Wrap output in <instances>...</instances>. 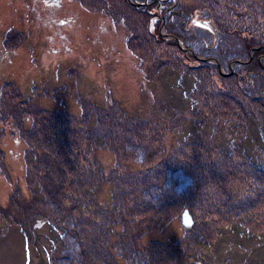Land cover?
I'll return each mask as SVG.
<instances>
[{
    "label": "rangeland",
    "instance_id": "1",
    "mask_svg": "<svg viewBox=\"0 0 264 264\" xmlns=\"http://www.w3.org/2000/svg\"><path fill=\"white\" fill-rule=\"evenodd\" d=\"M179 2L165 24L129 0H0V128L8 124L0 135V252L17 227L25 264L47 260L49 226L65 219L71 232L49 264H77L66 256L70 248L86 264L85 241L92 264H205L203 258L227 264L241 245L232 227H244L245 236L264 232V148L251 146L259 155L252 162L229 140L245 137L251 115L264 122V56L258 73L249 74L230 56L224 66L216 48L203 56L193 46L207 49L212 34L223 42L236 35L250 63L264 47V0ZM194 20L208 24L210 36ZM146 50L150 62L140 60ZM192 63L203 65L201 113L166 117L162 107L146 117L124 113L140 107L148 78ZM244 74L251 78L240 85L245 91L229 93ZM172 85L179 98L182 88ZM34 117L53 120V132H28L42 123L29 125ZM181 123L188 125L185 138L177 137ZM15 124H24L18 138ZM38 142L39 160L26 162ZM200 150L207 161L196 155ZM100 177L118 182L126 218L109 212L79 224L75 215L87 189L89 205L98 204L90 199ZM98 240L101 251L93 249ZM251 242L248 252H256L259 243Z\"/></svg>",
    "mask_w": 264,
    "mask_h": 264
},
{
    "label": "trees",
    "instance_id": "2",
    "mask_svg": "<svg viewBox=\"0 0 264 264\" xmlns=\"http://www.w3.org/2000/svg\"><path fill=\"white\" fill-rule=\"evenodd\" d=\"M203 1L206 4V3L210 2V1L212 2L214 0H203ZM140 11L144 12V11H142V9H140ZM210 31H211L210 29H207L208 36H210ZM229 32H230V29H229ZM251 35L253 38L259 40V37H260L259 33H255V34H251ZM222 38L223 37L221 35L220 36L218 35L216 37L215 34H212L211 39H213L212 41L215 43L211 44L208 42V44L205 45V47L207 49L204 48L203 43H201V46L198 47L199 42L198 43L194 42L193 46L203 56H207L206 50L214 47L218 51V53H216V54H218V58L220 57V61L223 63L224 66L229 67L228 56H230V59L232 61L233 60H234V62L238 61V62H235L237 65H242V67H247V66L249 67L248 69L242 68V70L246 71L249 74H253V73L257 74L258 73V71H256L257 68L261 67L260 63L258 64L259 61L261 62V60H259V58H262L264 56V47L260 50H254L252 52L253 60L247 64L245 62H246V60H248V58H250L249 52L246 49H244V51H243L242 47L241 48L239 47V46H241V44L239 45V42H238L239 39H236V35L235 36L232 35L230 37L231 39L228 37V40H226L224 42L221 40ZM186 42H188V40H186ZM220 43H222V44L220 45ZM256 43L262 44V41L259 40ZM261 44H258V45H261ZM248 45H250V43L247 44V47H248ZM258 45H256V46H258ZM253 47H255V46H253ZM188 48L193 49L190 46ZM238 49L240 51H243V52H240L236 55L227 54L228 51H229V53L234 52V51L237 52ZM226 50H228V51H226ZM147 53L149 54L148 50H146L143 57L140 58V60L142 62H150V60L152 59V57H148ZM202 66L203 65L202 64L200 65V63H199V66L194 65L193 63L192 64H186L184 66V67H187L184 69L185 71L180 70V69L176 70L175 69V67H177L176 65L173 67L172 66H166L164 69H162L160 72H158L154 77L147 79V84H146L147 90H146V92L142 93V98L140 99V102H139L140 107L137 109L134 107L130 108V106H129V108L123 109L124 113L126 112L127 115H131V116H134V115L137 116L139 114L138 116H140V117H146V116L150 115L151 113L157 114V109L160 107L163 108L164 114H162V115H164L166 117H168V115H170L174 118L177 116L178 112H180L182 114L188 112V113H191L194 115L197 113H201V110H200V107L198 104H199V101L201 100L202 92H200L198 89L200 87V84L204 83V81L201 78V72H200V69L202 68ZM215 70L217 72H220L218 67H216ZM182 71H183V73H182ZM250 71H253V73H251ZM163 76H167L168 79L170 78L172 80V83H171V81H169V82L164 81V79H162ZM219 76L222 77V75H220V74H219ZM230 78H232V76L229 78H225V79H230ZM247 79L251 80V78L246 77V74H244L243 76L239 75L236 78V80L233 82V84H232L233 89H230L229 93L233 92V91L237 92V91H240L242 89L245 91V88H243V86L241 87L240 85H242V84L247 85L249 83V82H247ZM175 82L178 83V85H177L178 88H182V90H183V92H182L183 94L179 98H176L172 94L174 89L177 88L176 86L172 85ZM201 89H203V88H201ZM259 89H261V88L259 87ZM198 91H199V94H198ZM220 92L226 98L228 93L226 94L223 90H221ZM197 94H198V97H197ZM146 98L148 99V101H147L148 105L147 106L145 105ZM149 100H151V101H149ZM253 106L259 107L261 105L256 102V104ZM250 110L252 111L251 108H250ZM261 111H262V113L264 112L263 107H261ZM245 113H246V111H245ZM39 119L42 120V123L40 125L36 126L37 129L30 130L31 126H29L26 130L28 132H31L34 135L36 133L43 134L44 132L49 133V134L52 133L53 129H54L52 126L53 120H47L44 117L43 118L34 117V118H29L27 121H28L29 125H32L34 121H38ZM249 119H253V121L248 123L247 130L245 133V137L244 138L236 137L234 140H231L232 136L230 135L229 140L231 141L232 145H237L238 148H240V146H242V149H243L242 154L249 156V160H252V162H254L255 160H257L256 156L259 157V155H256V156L254 155V153L252 152L253 150H252L251 146L255 149L256 145L258 144L259 148H264V146L262 144V143H264V122L256 120V118L252 117V115L249 117ZM131 120H134V119L131 118ZM5 124H7V123H4V127L6 126ZM12 125H13V123H12ZM23 126H24V124H15V127L12 126L11 131L14 133L13 136H16L18 138L17 133H20V132L22 133ZM4 127L2 126L0 128V135L2 137H4V135L6 134V130L4 129ZM203 130L206 131L205 128ZM188 131H189L188 125H186V123H181L180 129L177 131L178 132L177 137L178 138L179 137H184V138L187 137L186 134L188 133ZM201 134L204 135V133H201ZM203 135H201V137H203ZM242 142H244V143L242 144ZM203 143L205 145V148L208 149V151L210 152V150H211L210 146L208 144H206L204 142V140H203ZM216 143H217V140H214V142H212V148H218V146H215ZM39 146H40V142H38L36 147L33 146L32 147L33 149H30L31 151L25 153L24 160H26V162L30 161L31 163H37V161L40 158V156H38V155H40V153H39L40 151L38 150ZM230 151H231L230 147L227 150H224V152H226V153H229ZM199 153L202 154V156L201 157L197 156V157H199L200 160H206L207 161V156L204 154L203 150H200L196 155H199ZM221 154H222V156H228V155L224 154L223 152ZM28 155H29V157H27ZM114 171L115 170H112V172H114ZM117 184H118V182L114 179H111V178L105 179L104 177H100V182L98 183V185H96L97 187L96 186H94L95 188L93 187L94 190H93V193H92L91 199H90L91 202L98 203L96 208H92V206L89 205V203L87 201V197L89 194V190L87 189L85 191L86 201H83L78 206L79 211L75 215L76 221L79 224H82V225L84 224L86 226V225L92 223L93 219H97V218L101 217L100 215H102L103 213H105V215H106L109 212L115 213L118 216H121L122 219L126 218V213L124 211V207H125V201L124 200L125 199L124 200L119 199V195H117L119 193V189H118ZM105 187H108V188L110 187L109 195H107V196L103 195ZM92 205H94V204H92ZM192 222H194V220ZM67 226L65 223V219H60L57 222H55L54 224H50V226H49L50 236L48 238L49 247H48V251H47L48 253L46 252L47 260L43 259L38 264H49L48 260H50L51 254H52L53 250L56 248L57 244H64V246H65V244L67 242H64V238H65V236L68 235L69 232H71ZM232 230L237 231L236 235L237 236L239 235L238 238L239 237L241 238V241H240L241 245H240L238 252L234 253L231 256L232 259L231 258L227 259V261H228L227 264H264V232L259 233V234H254V235L252 234L250 236H245V234L243 233V232H245V228L239 224H237L236 227H232ZM83 234L86 235V233H83ZM100 241L101 240H98V241H96V243L95 242L93 243V247H94L93 249L96 248V250L101 251V246L99 245ZM251 241L259 243L257 245V247L255 248L256 252H248V250H249L248 248H251V246H252ZM223 244H221L220 247H223ZM84 246H85L84 247V249H85L84 250L85 251L84 252L85 263L86 264H92V262H95V261L94 260H88V254L90 253L89 251H91V249H90L91 244H88L87 241H85ZM71 249L72 248L65 250L67 253L66 256L71 257V258L73 257L75 260L74 263L83 264V263H80L81 261L79 260V258L77 256H75L76 254H79V250L78 251L77 250L71 251ZM246 250H247V252H246ZM201 262H203L205 264H212L209 259H204V258H203V260H201Z\"/></svg>",
    "mask_w": 264,
    "mask_h": 264
},
{
    "label": "flooded vegetation",
    "instance_id": "3",
    "mask_svg": "<svg viewBox=\"0 0 264 264\" xmlns=\"http://www.w3.org/2000/svg\"><path fill=\"white\" fill-rule=\"evenodd\" d=\"M129 2L130 4H133L136 8L142 9V11H145L148 16L152 18H156V20L157 19H161V21L163 20L165 24L169 22L170 20L169 15L170 14L174 15L175 10L179 7V3H180L179 0H129ZM195 21H201V20H194V22ZM207 29H210V27ZM174 30L175 29H173V32ZM175 33H177L176 30L174 34ZM166 35H170V33H166Z\"/></svg>",
    "mask_w": 264,
    "mask_h": 264
},
{
    "label": "bare ground",
    "instance_id": "4",
    "mask_svg": "<svg viewBox=\"0 0 264 264\" xmlns=\"http://www.w3.org/2000/svg\"><path fill=\"white\" fill-rule=\"evenodd\" d=\"M4 240L6 241L4 245L7 251L0 252V261H2V264H25V261L22 258V247H24L23 236L19 229L17 227H13L10 230L9 235ZM16 242L18 243L17 246ZM16 254L19 255V257L21 255V257L18 258Z\"/></svg>",
    "mask_w": 264,
    "mask_h": 264
},
{
    "label": "water",
    "instance_id": "5",
    "mask_svg": "<svg viewBox=\"0 0 264 264\" xmlns=\"http://www.w3.org/2000/svg\"><path fill=\"white\" fill-rule=\"evenodd\" d=\"M195 25L201 26V27H206L209 28L206 24H204L203 22L200 21H195ZM186 216V215H185ZM187 218V217H186ZM192 221V220H191Z\"/></svg>",
    "mask_w": 264,
    "mask_h": 264
}]
</instances>
